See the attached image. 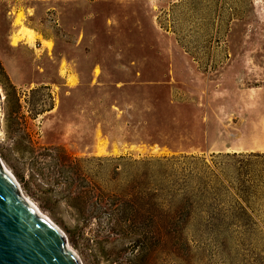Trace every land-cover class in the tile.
Wrapping results in <instances>:
<instances>
[{
  "label": "rangeland",
  "instance_id": "1",
  "mask_svg": "<svg viewBox=\"0 0 264 264\" xmlns=\"http://www.w3.org/2000/svg\"><path fill=\"white\" fill-rule=\"evenodd\" d=\"M0 96L2 163L81 264H264V0H0ZM54 146L119 220L75 227L72 173L29 167Z\"/></svg>",
  "mask_w": 264,
  "mask_h": 264
},
{
  "label": "water",
  "instance_id": "2",
  "mask_svg": "<svg viewBox=\"0 0 264 264\" xmlns=\"http://www.w3.org/2000/svg\"><path fill=\"white\" fill-rule=\"evenodd\" d=\"M0 264H81L60 229L22 194L1 158Z\"/></svg>",
  "mask_w": 264,
  "mask_h": 264
},
{
  "label": "trees",
  "instance_id": "3",
  "mask_svg": "<svg viewBox=\"0 0 264 264\" xmlns=\"http://www.w3.org/2000/svg\"><path fill=\"white\" fill-rule=\"evenodd\" d=\"M46 153L39 152L36 156L35 152L30 151V170L32 175H38L41 178L45 176L44 164L55 163L72 173V176H67L62 182L63 188L54 192V197L57 202L64 201L70 216L76 220L75 227L78 225H88L92 218L101 219L104 214L108 215L111 222L119 220L124 213L123 205L115 204L112 208L107 206L109 195L105 193L103 185H98L88 180L82 173V158H72L63 146H54L47 148ZM33 153V155H32ZM48 158V160H47ZM124 157H122L123 159ZM47 184L53 185L51 182ZM56 184H58L56 182ZM115 216V217H114ZM137 216L133 215L129 221L136 222ZM102 230L97 228L94 230V238H100ZM123 234L120 225H112L107 228L105 235ZM103 237V236H102ZM137 236L131 234L129 239L136 242ZM98 243V241H96Z\"/></svg>",
  "mask_w": 264,
  "mask_h": 264
},
{
  "label": "bare ground",
  "instance_id": "4",
  "mask_svg": "<svg viewBox=\"0 0 264 264\" xmlns=\"http://www.w3.org/2000/svg\"><path fill=\"white\" fill-rule=\"evenodd\" d=\"M18 20V19H17ZM34 38L33 30L29 28L20 29L12 38V43L16 44L21 40L31 41ZM51 43H47V46L50 47ZM2 122V98L0 96V123ZM5 167V166H4ZM6 168V167H5ZM7 170V169H6ZM8 171V170H7ZM23 194V193H22ZM32 203V202H31ZM33 204V203H32ZM37 208V207H36ZM38 210V209H37ZM39 211V210H38ZM39 213H41L39 211Z\"/></svg>",
  "mask_w": 264,
  "mask_h": 264
}]
</instances>
